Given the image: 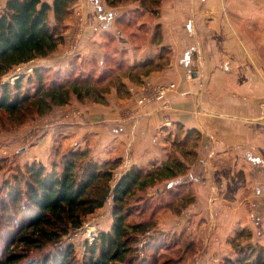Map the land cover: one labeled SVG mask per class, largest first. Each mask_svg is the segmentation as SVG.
<instances>
[{"label":"crops","instance_id":"crops-1","mask_svg":"<svg viewBox=\"0 0 264 264\" xmlns=\"http://www.w3.org/2000/svg\"><path fill=\"white\" fill-rule=\"evenodd\" d=\"M74 6L86 19L77 56L100 62L113 37L127 67L101 100L82 104L72 95L17 128L23 142L32 138L21 154L30 157L25 161L47 166L66 147L112 169L129 159L150 173L179 160L196 200L178 215L163 209L158 229L190 233L212 260L222 249L231 254L239 229L264 246V0H162L158 17L146 11L131 26L116 21L136 9V1L110 8L103 0H76ZM156 24L162 42L151 39ZM73 25L70 11L61 42L75 32ZM61 44L37 58L65 66L75 56H58ZM169 84L174 87L163 101L138 104L148 88Z\"/></svg>","mask_w":264,"mask_h":264},{"label":"trees","instance_id":"trees-1","mask_svg":"<svg viewBox=\"0 0 264 264\" xmlns=\"http://www.w3.org/2000/svg\"><path fill=\"white\" fill-rule=\"evenodd\" d=\"M103 1L110 8L124 1L138 2L128 16L116 21L120 26L137 23L146 11L158 17L162 2ZM75 2L6 0L0 9V74L14 64L52 55L61 43L64 20ZM160 29V24L153 27V42H162ZM113 42V37L106 39L100 62L95 57L75 56L63 68H34L25 87L21 80L13 86L0 85V116L5 114L7 123L22 124L39 118L54 105L66 103L72 95L82 104L101 100L127 67ZM161 52L168 53L165 48ZM172 162L150 173L131 165L120 176L111 190L110 227L99 231L96 240L86 245L80 263L72 245H61V238L80 226L82 216L104 205L113 167L68 147L59 150L47 166L39 161L23 164L0 187V264H172L158 251H163L167 240L174 243L177 252L184 251L181 243L186 238L159 230L154 212L148 213L142 205L170 191L174 200L166 208L174 214L195 202L192 179H181L187 167L179 160ZM158 183L164 185L162 190L155 187ZM150 188H154L153 195L148 194ZM230 244L232 256L225 258L224 264H264V247L252 242L247 230L239 229ZM49 246L53 249L34 254Z\"/></svg>","mask_w":264,"mask_h":264},{"label":"rangeland","instance_id":"rangeland-1","mask_svg":"<svg viewBox=\"0 0 264 264\" xmlns=\"http://www.w3.org/2000/svg\"><path fill=\"white\" fill-rule=\"evenodd\" d=\"M71 13H72V9H71ZM83 21H84V26L86 28V19L84 17H83ZM62 44H64V42H62ZM46 65H47L46 63L42 64V66H46ZM63 67H58L56 69L63 68ZM30 76H32V73L27 78H24L23 80H21V86L23 87L26 86V82ZM34 120H36V118L29 120L27 122H24L22 124H16L13 121H10L7 123L6 115L1 114L0 116V187L5 180H7L12 174L18 171V167L22 166L25 163L30 162V161H25L30 158L29 156L26 157L25 155H21V154L25 150L24 147H29L30 145H32V143H30L32 138L31 139L26 138V141L23 142L24 137L19 138L16 134L17 132L16 129L20 128L21 125L25 123H30ZM24 128H29V126L24 127ZM155 187L157 188V190H162L164 185L158 183V185H156ZM154 188H151V190H148L149 195L154 194ZM173 189L174 188H172V190ZM170 192H166L165 194L157 198L155 197L151 201L148 200L145 204L142 203V205L146 207L148 213L150 211L154 212L155 214L154 221L157 217L156 215L160 213L163 209H169L170 211H172L170 208H166V207H170L169 205H171V202H173L174 200V196ZM110 216H111V206L109 204L108 205L105 204L102 211H100L99 213L97 212V213H93L89 215L88 214L84 215L82 216L81 221L83 219L91 220L93 218L94 219L93 221L98 222L99 224L98 225L100 228L98 229V233H99V231H102L109 227ZM73 230L74 229H70L67 234L62 236L61 245L66 246L68 244H71L75 259L77 262L80 263L84 257L85 249L82 246L81 238L78 236L73 237V234H74ZM165 232H168V231H165ZM182 235L186 238V241L181 243V245L185 247V250L184 251L179 250L177 252V249H175L174 247V243L172 241L169 242L167 240L166 246L164 247V249H162L163 251H160V250L158 251L159 254H163V256H161L163 260L167 258L172 261V264H224L225 258L232 256V251H231V254L228 255V249L226 253H224V249H222L223 254L219 256L217 255L218 257L216 260L208 259L207 257L208 252L205 250L204 247H201V244L199 242L194 241V238H192V235L190 233H186ZM168 243H170L169 247L167 246ZM186 245L188 246L186 247ZM202 246H205V245H203L202 243ZM221 248H224V247H221ZM52 249L53 247L49 246L43 249L42 251L38 253H34V254H41L42 252L44 253ZM140 256H142L141 252H140ZM178 257L180 258L179 261L177 260Z\"/></svg>","mask_w":264,"mask_h":264},{"label":"built area","instance_id":"built-area-1","mask_svg":"<svg viewBox=\"0 0 264 264\" xmlns=\"http://www.w3.org/2000/svg\"><path fill=\"white\" fill-rule=\"evenodd\" d=\"M72 15L75 26V32L71 33V36L65 40L64 44H61L60 52L58 56L61 58H70L77 56L81 53L80 40L84 35L85 26L83 21V14L80 8L73 6ZM62 43V42H61ZM41 58H32L24 62H20L10 66L7 70L0 74V85L12 86L17 80H23L27 78L34 70V68L46 63H42ZM174 87L173 84L158 85L152 88H148V92L141 94L138 98V104L144 106L152 100L163 101L166 92ZM74 115H78L75 112ZM129 159H123V161L114 169L111 170V178L109 181L110 192L104 202L106 205L112 206V193L111 190L120 176L130 167ZM93 214V213H90ZM89 215V214H88ZM94 219H83L80 226L74 229L73 237H80L83 248L86 245L91 244L98 237V222H94Z\"/></svg>","mask_w":264,"mask_h":264}]
</instances>
